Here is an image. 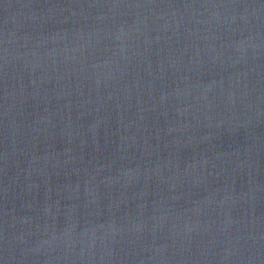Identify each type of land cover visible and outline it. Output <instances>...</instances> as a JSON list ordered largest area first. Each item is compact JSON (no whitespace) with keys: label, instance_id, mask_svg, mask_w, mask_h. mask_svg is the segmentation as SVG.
Returning a JSON list of instances; mask_svg holds the SVG:
<instances>
[{"label":"water","instance_id":"1","mask_svg":"<svg viewBox=\"0 0 264 264\" xmlns=\"http://www.w3.org/2000/svg\"><path fill=\"white\" fill-rule=\"evenodd\" d=\"M0 264H264V0H0Z\"/></svg>","mask_w":264,"mask_h":264}]
</instances>
